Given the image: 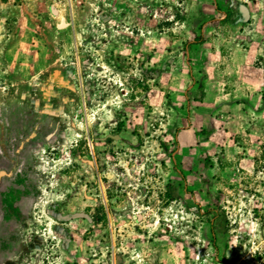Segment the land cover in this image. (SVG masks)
Returning <instances> with one entry per match:
<instances>
[{"label":"rangeland","instance_id":"obj_1","mask_svg":"<svg viewBox=\"0 0 264 264\" xmlns=\"http://www.w3.org/2000/svg\"><path fill=\"white\" fill-rule=\"evenodd\" d=\"M0 264H264V0H0Z\"/></svg>","mask_w":264,"mask_h":264}]
</instances>
